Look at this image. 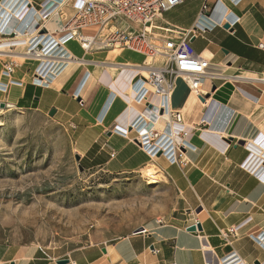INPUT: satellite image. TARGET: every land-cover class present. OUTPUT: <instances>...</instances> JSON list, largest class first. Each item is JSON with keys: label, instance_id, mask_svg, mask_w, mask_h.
Wrapping results in <instances>:
<instances>
[{"label": "crops", "instance_id": "crops-1", "mask_svg": "<svg viewBox=\"0 0 264 264\" xmlns=\"http://www.w3.org/2000/svg\"><path fill=\"white\" fill-rule=\"evenodd\" d=\"M25 1L28 13L21 23L11 20L5 34L15 29L29 34L40 23L46 0ZM204 1L185 0L164 14L157 26L191 28ZM2 3L0 0V6ZM72 3L70 0L61 8V16L49 18V32L60 31L74 15ZM224 8L236 18V24L192 38L190 47L231 78L213 81L214 90L205 87L212 102L207 110L180 79L169 98L170 108L182 114L189 128L184 165H169L160 157L149 160L133 134L125 139L112 132L115 127L127 128L145 110L143 105L132 103L128 90L138 73L131 64H143L141 56L124 50L84 53L77 42L69 41L62 51L84 62L59 61L58 65L68 66L58 78L51 77L48 86L31 84L36 62H26L24 75L15 70L13 78L22 82L18 75L26 81L5 93V104L10 101L13 107L48 112L53 109L55 120L75 134L80 149H85L81 161L92 164L91 168L124 174L153 163L165 176L174 197L163 215L107 241L67 245L46 253L0 242V264H57L61 260L67 264H219L231 253L240 264H264V251L248 238L264 229V177L260 179L252 171L263 164L251 170L244 168L249 154L255 158L264 150V0H243L236 7L224 1ZM217 14L214 11L211 20H216ZM168 15L173 21L166 18ZM95 31L88 28L82 33L93 35ZM3 41L9 42L0 37V46ZM22 45L24 48V42L16 46ZM117 59L125 64L111 66ZM73 93L78 99H73ZM151 101L156 103V99ZM203 119V127L194 126ZM204 131L208 133H201ZM194 223L200 224L201 231L188 232ZM237 227L225 242L222 235Z\"/></svg>", "mask_w": 264, "mask_h": 264}, {"label": "built area", "instance_id": "built-area-1", "mask_svg": "<svg viewBox=\"0 0 264 264\" xmlns=\"http://www.w3.org/2000/svg\"><path fill=\"white\" fill-rule=\"evenodd\" d=\"M18 1L3 0L0 6V37H6L12 45L18 36L16 29L7 34L5 31L11 20L21 23L30 9L27 7V1L20 0L17 5ZM69 1L46 0L41 6V21L36 24L35 30L29 34L22 31V35L30 40L24 42L21 55L37 62L31 84L42 88L44 86L40 82L44 80V76L58 78L68 66V63L58 65L61 60L84 62L71 58L62 51V46L69 41L77 42L84 53L124 50L141 56L144 62L139 69L142 70L137 69L138 73L128 90L132 103L143 105L145 110L137 115L127 128L115 127L112 132L119 133V136L125 139L133 134L140 150L149 160L160 157L169 165H184L182 156L187 149L185 138L189 128L184 123L182 114L173 111L169 106L175 81L181 79L201 107L208 109L206 104L209 98L205 103L199 100L200 97L204 98L207 95V92L202 90L204 81H207L211 88L213 81H226L231 77L220 72L219 66L211 64L209 59L196 54L190 47V40L224 25L232 28L237 20L227 8H224V1L236 7L243 0H214L212 3L205 0L195 24L187 30H178L170 26L159 27L156 24L164 14L180 6L185 0H73L74 15L60 31L49 32L46 27L47 21L51 17L61 16V8ZM22 2L24 5L18 10ZM215 10H220L221 15L217 16L216 20H211ZM88 28H96L95 33L83 34L82 30ZM156 31L162 32V35ZM19 66L15 61L3 64L0 72V92L6 93L11 87L23 86L21 81L13 78ZM72 97L78 99V94L73 93ZM151 99H156V103ZM78 103L81 104L80 101ZM204 125L203 119L194 126L201 128ZM250 156L251 154L244 166L247 170L252 169L249 167ZM258 163L262 165L261 160ZM237 230L238 227L222 235L223 240L228 242V235ZM141 232L145 233V230ZM248 238L264 251V229L256 235H249ZM221 262L219 264L241 263L234 253L223 258Z\"/></svg>", "mask_w": 264, "mask_h": 264}, {"label": "rangeland", "instance_id": "rangeland-1", "mask_svg": "<svg viewBox=\"0 0 264 264\" xmlns=\"http://www.w3.org/2000/svg\"><path fill=\"white\" fill-rule=\"evenodd\" d=\"M166 18L173 21L170 15ZM16 45L0 49V72L8 61L18 63L23 75L26 62L36 65L35 60L12 57V52L23 51V45ZM4 95L0 104L5 105ZM48 113L16 105L0 108L1 243L46 253L107 241L171 207L174 194L167 182L149 184L140 174L142 168L109 174L81 161L85 149L75 134Z\"/></svg>", "mask_w": 264, "mask_h": 264}, {"label": "bare ground", "instance_id": "bare-ground-1", "mask_svg": "<svg viewBox=\"0 0 264 264\" xmlns=\"http://www.w3.org/2000/svg\"><path fill=\"white\" fill-rule=\"evenodd\" d=\"M32 26V25H31ZM31 29V28H30ZM29 29V30H30ZM33 29V28H32ZM34 31V30H33ZM16 34L18 35L17 36V39L15 40V44L13 45H21L23 42H28L30 40V38H27L25 37L24 35H22V30L21 29H16L15 30ZM28 33V32H27ZM10 42V41H9ZM11 44V43H10ZM8 45V42L7 41H3L2 42V45L0 47H6ZM12 45V44H11ZM115 53V52H114ZM5 56V55H4ZM3 56V57H4ZM12 57H15V58H18V59H21V60H33L32 58L30 57H26V56H23V55H13L11 54ZM112 58V57H111ZM66 59V58H65ZM114 60V59H113ZM78 62V61H77ZM125 62H119V59L115 60L112 64H110L111 66H115V65H124ZM109 65V66H110ZM142 65V64H141ZM141 65H137V64H131L132 68L134 67L136 70H142V69H139V67H141ZM114 68V67H113ZM120 68V67H119ZM124 68V66L122 67ZM131 68V67H130ZM131 68V69H132ZM51 77L53 78V76L51 75H48V76H44V80L41 81L40 83L43 84V86H47L49 84V80H51ZM179 80V79H178ZM181 80V79H180ZM207 85H209V83L207 81H204L203 83V86H202V90L207 92V95H208V92L209 91H206V88ZM2 94V92H0ZM5 94V93H4ZM5 103V102H4ZM6 104H7V107H13V105L11 104L10 101H6ZM212 102L210 100H207V104L208 106H206L208 109H210V106H211ZM107 105V104H106ZM206 118V117H205ZM206 120V119H205ZM192 121V120H191ZM210 122V121H209ZM262 127V126H261ZM198 131V130H197ZM201 131V130H200ZM205 133H208V132H205ZM211 133V132H210ZM252 159V160H251ZM249 161V167H252V168H255L256 165L258 164V162L261 160L263 163H264V150L262 151L261 154H259L257 157L255 158H251ZM256 160H259L257 163H256ZM256 163V164H255ZM254 170V169H253ZM140 174L142 175L143 178H146L148 181L149 184H156V183H159V182H165L166 179H165V176L154 166L153 163H148L147 165H145L141 170H140ZM254 174L256 176H258L260 179L262 177H264V165L258 167L257 169L254 170ZM264 182V181H263Z\"/></svg>", "mask_w": 264, "mask_h": 264}, {"label": "water", "instance_id": "water-1", "mask_svg": "<svg viewBox=\"0 0 264 264\" xmlns=\"http://www.w3.org/2000/svg\"><path fill=\"white\" fill-rule=\"evenodd\" d=\"M223 28L224 29H227V30L230 29L228 25H224ZM214 89H215V87H212V90H214ZM207 98H209L208 95H206L204 98L200 97L199 100H200L201 103H205V101H206ZM4 107H5L4 104H0V108H4ZM204 112H206V111H204ZM54 114H55V111L53 109L50 110L49 113H48L49 116H53ZM75 159H76V161H79V157L78 156H76ZM262 164L264 165L263 162H262ZM199 211L200 210L198 209L197 212H199ZM187 231L188 232L201 231V226H200V224L197 223L196 225H192V226L188 227L187 228ZM57 264H67V260L58 261Z\"/></svg>", "mask_w": 264, "mask_h": 264}, {"label": "trees", "instance_id": "trees-1", "mask_svg": "<svg viewBox=\"0 0 264 264\" xmlns=\"http://www.w3.org/2000/svg\"><path fill=\"white\" fill-rule=\"evenodd\" d=\"M18 107H20V106H18Z\"/></svg>", "mask_w": 264, "mask_h": 264}]
</instances>
